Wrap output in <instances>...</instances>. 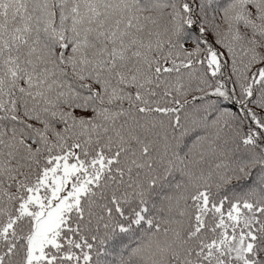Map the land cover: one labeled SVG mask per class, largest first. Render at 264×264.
<instances>
[{
    "label": "snow or ice",
    "instance_id": "1",
    "mask_svg": "<svg viewBox=\"0 0 264 264\" xmlns=\"http://www.w3.org/2000/svg\"><path fill=\"white\" fill-rule=\"evenodd\" d=\"M0 264H264V0H0Z\"/></svg>",
    "mask_w": 264,
    "mask_h": 264
}]
</instances>
